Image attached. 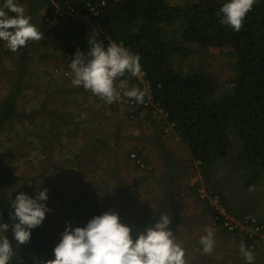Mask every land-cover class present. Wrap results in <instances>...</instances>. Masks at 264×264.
Returning <instances> with one entry per match:
<instances>
[{
	"label": "trees",
	"instance_id": "trees-1",
	"mask_svg": "<svg viewBox=\"0 0 264 264\" xmlns=\"http://www.w3.org/2000/svg\"><path fill=\"white\" fill-rule=\"evenodd\" d=\"M59 1L64 0H43L45 16L48 19L57 18L53 3ZM66 1L76 4L86 12L85 0ZM104 2L99 14L94 18L101 27V30L97 31L99 33L97 39H102L105 47L111 41H116L139 55L143 79L150 85L151 103L167 116L174 133L188 150L190 161L198 162L202 180L192 186L196 191L191 197L202 201L209 214L215 213V210L209 205L206 197L217 196L227 213L235 216L254 215L264 220L262 214H256V210H252V206L257 207L259 202H264V197L260 200L249 192L250 185H254L258 192L264 191V0H258L238 32L221 24L220 15H217L227 0L195 2L188 0L183 5H170L168 0H104ZM2 5L3 0H0V6ZM174 23H179L181 30L176 33L174 31L173 36L168 37L166 29ZM62 27L65 32L57 37L61 40L71 64L78 48L85 52L88 50L87 38L94 32L77 21H67ZM196 47L226 48L229 51L234 59L232 63L234 75L230 79L231 88L227 92L219 91L218 81L210 73L198 67H191L188 73L175 66L176 59L183 61L196 52ZM138 84L140 85L136 79L130 78V86ZM130 100L132 99L124 98L121 102L127 106ZM47 101L49 103L45 102L37 109L29 110V113L38 120L48 115L51 121L58 120L59 126H62L66 119L54 104ZM11 102L10 99L9 103L2 105L4 108L0 111V131L5 120L15 117L16 111ZM151 110L152 107L147 108L139 104L137 112L147 115ZM233 142L238 146L235 160L239 164L236 166L242 173L243 181L241 180L240 187L235 188L234 194L228 197L219 186H211L208 183L210 178L208 172H213L214 165L224 159ZM88 146L89 144L85 143L81 153L77 152L75 157L92 154L89 170L84 169V164L78 161L76 165L72 163L78 181H81L84 173L88 175L92 169L101 170L94 159L98 152L95 153L96 149H88ZM5 160L0 152V222L11 225L13 222L9 212L14 209L9 208L12 200L9 192L20 180V175L15 169L7 166ZM142 160L146 163V158ZM104 167L106 169V166ZM247 170L249 173L245 176L244 171ZM114 181L118 187L124 185L123 180L118 181V177L113 178ZM106 182L104 177L96 179V185L102 183L106 187ZM112 187L111 185L110 188ZM199 189L206 191V197L201 196ZM88 192L83 193L87 194L86 196L82 192L81 195L83 200H87L86 209L90 213H95L96 204L91 202L94 199L90 197L93 188ZM104 194L98 193L103 197ZM233 203L244 207L239 206L237 209ZM123 207L124 204L121 203L118 211L120 212ZM103 212L101 210L100 213ZM170 217L172 219L170 228L175 233L182 219L176 214ZM128 225L136 231L142 230L137 225L131 223ZM220 230L218 228L216 232L221 233ZM7 232L14 237L11 227ZM41 232L42 224L31 230L30 242L20 247V249L24 247L21 252L25 254L19 253L18 258H14L11 264H21V261L23 264H48V261L54 258L53 249L58 243ZM250 241L245 239L243 243L248 247ZM251 250L255 253L259 251L256 246Z\"/></svg>",
	"mask_w": 264,
	"mask_h": 264
},
{
	"label": "rangeland",
	"instance_id": "rangeland-1",
	"mask_svg": "<svg viewBox=\"0 0 264 264\" xmlns=\"http://www.w3.org/2000/svg\"><path fill=\"white\" fill-rule=\"evenodd\" d=\"M186 1L188 0H168V3L170 5H183ZM189 1L195 2L196 0ZM62 29L65 32L63 27ZM180 30V24L174 23L166 29L167 36L172 37L174 31L176 33ZM56 42L58 45H62L58 42V39H56ZM56 49L54 47V50ZM176 60L175 66L182 68L185 72L190 73L191 67H198L215 76L220 87V92H227L231 88L230 79L234 75L232 66L234 59L226 48L196 47V52L188 58L183 61ZM58 94L53 93L52 96L57 97L59 96ZM76 104H79L81 110L82 103L78 99ZM100 104L101 106L98 108V111L105 117H109L108 110L113 119L111 108L102 101ZM3 108L4 106L0 103V111ZM90 108L89 114L93 116L95 111L93 107ZM29 112L26 109L20 110L15 114L13 119L10 118L3 122L0 134H3V129H8L10 132L12 131V137L10 139L8 137L5 138V140H10L7 145L4 143L5 141L0 140V152L6 159L7 166L15 169L20 175V180L9 192L10 199L14 200L20 192L35 197L39 190H44L45 188L48 190V199L41 202L45 203L50 211L46 213V217L42 222L41 233L59 243L62 238L61 233L68 224H71L73 229L77 226L84 227L91 218L100 215L101 210L118 213L119 206L123 203L124 207L118 213L120 214L121 222L127 225L130 223L137 225L142 230L149 226V224L159 220L162 214H168L169 216L176 214L180 216L182 221L174 234L178 242L186 250V259L189 261V264H208L211 262L223 264L222 262L226 260L232 264L233 257L235 258V256L232 255L233 252H230V249L235 244L240 246L241 241L237 237L233 240L226 237L227 234L225 235V233L229 232L224 230L219 223L217 227L221 229V233L216 232L218 228L212 222L211 214L208 213L209 210L205 209L202 201L191 197L196 191L192 186L195 183L198 184L202 178L198 162L192 163L190 161L188 150H186L181 142L169 140L168 135L165 136L163 142H159V140L157 141L158 137L153 136L154 145L156 142L160 144L155 145L153 149L162 146L164 150L161 154H139L143 158H146V163L143 162V168H137V166H134L127 159L128 153H124L128 149L121 154H116L115 152H119L120 148L116 146L111 147L110 142L97 145L87 143L89 144L88 149H96L95 153L98 152L94 159H96V165L99 164L101 170L92 169L88 175L84 173L80 179L81 181H78V175L73 169L72 163L76 165L78 161L82 165L84 164V169L88 171L90 168L88 167L89 160L92 159L90 157L92 154H82V156H77L78 158H76V153H81L83 145H78L71 138H65L61 141L60 138L52 136V129L60 126L56 120L51 121L48 115H45L44 119L46 125L44 138L47 141L43 142V144L36 142V140L32 141L31 137L35 135H33L34 128L39 127V125L37 124L38 119L35 116H31ZM72 114L80 116L79 112L74 113L72 111ZM152 120L157 121V116L149 119V121ZM11 125H14V127L12 128ZM131 129V126L126 127L122 125L120 128H116L114 132H117L118 135H124L128 131H131ZM48 139L53 142V145ZM49 144L50 146L52 145L50 149ZM45 147L50 153L53 150L52 155L44 151ZM173 150L177 154H171L174 153ZM67 152L68 154H66ZM237 153V143L233 142L224 159L214 165L213 172H208L210 175L208 183L211 186H219L223 190V194L228 197L234 194L235 188L240 187V182L241 180L243 181L242 173L238 166H236L239 165L235 160ZM48 156H51L50 160ZM104 166H106V169H104ZM49 167L51 168L50 170H48ZM210 167L213 168V165ZM233 169H236V171ZM248 173V170L244 171L245 176ZM102 177L107 180L106 187L102 183L101 185H96V179L99 180ZM116 177H118L119 182L123 180L125 187L124 185L118 187L116 181L113 182V178ZM111 185L113 186L112 188H110ZM126 186L128 189H126ZM91 188H93V192L90 194L92 195L90 197L94 199L91 202L96 204L95 210L98 211L95 213H90L86 209L87 200H83V196L81 195V192L82 194L86 193ZM98 193L106 194L103 197L102 195L99 196ZM251 194L260 198V200L264 197V191L258 192L257 189L251 192ZM83 195L86 196L87 194ZM233 205L237 209L241 206L236 203H233ZM263 206L264 202H259L257 207L255 205L252 206V210L255 209L256 214L264 216ZM243 209L249 212L246 208ZM95 210L91 209V211ZM209 227L215 231L216 246L212 254L205 255L201 254L203 251L199 240L201 236L206 235L205 230ZM4 235L11 241L14 247L17 246L13 235L7 231ZM20 247L22 245L18 248V254H25L21 252L24 247L21 249ZM222 248L225 249L221 251ZM260 257L263 262V251H261ZM256 263L258 264V262Z\"/></svg>",
	"mask_w": 264,
	"mask_h": 264
},
{
	"label": "clouds",
	"instance_id": "clouds-1",
	"mask_svg": "<svg viewBox=\"0 0 264 264\" xmlns=\"http://www.w3.org/2000/svg\"><path fill=\"white\" fill-rule=\"evenodd\" d=\"M256 3L258 0H227L217 13L220 15V23L234 31H240L247 14ZM45 17L44 12L42 21L47 23L44 21ZM30 21L31 17L25 14V7L19 0H3V5L0 6V44L4 41L7 47L15 52L26 47L29 42L42 41L44 39L42 31ZM50 21L49 19L48 22ZM98 35V32H94L87 38L86 52L79 48L76 50L69 69V72L73 73L72 85L82 86L101 98L102 102L111 108L112 116L116 111L115 114L121 113L130 122L154 116L150 112L145 118L146 113L137 112L138 105H143L148 95V90L144 89L141 83V80L144 81V74L139 55L116 41H111L105 47L104 41L97 39ZM60 43L62 44L61 41ZM68 63L69 60L66 67ZM66 70L65 68L62 73L65 74ZM132 77L140 85L130 87L129 81ZM124 98L137 102V118L128 117L130 106L129 103L127 106L123 105L121 101ZM159 113L163 115V123L167 126L165 132H170V128L174 132L172 124L167 121V116L162 111ZM168 138L180 142L179 137L178 140H173L171 136ZM126 153L133 165L137 164L135 159L130 157L131 153L136 154L143 163V157L137 152L127 150ZM137 166L143 168L144 163L142 167ZM255 190L254 185L249 186V192ZM47 191L46 188L39 190L35 197L20 192L11 200L9 208L14 211L9 212V217L13 223L9 225L0 222V264H11L14 258H18L19 246L29 243L31 230L44 221L46 213L50 211L47 205L41 202L48 199ZM171 223V217L162 214L155 223L136 231L132 226L122 223L117 212L105 211L91 218L84 227L77 226L73 229L71 224H68L61 233V240L53 249L54 258L49 260L48 264H189L186 250L170 228ZM10 227L17 242L16 247L4 235ZM205 231L206 235L200 237L199 243L203 254L210 255L216 246L215 231L211 227ZM244 240L243 238V242ZM243 242L239 246L243 259L246 264H255L254 251Z\"/></svg>",
	"mask_w": 264,
	"mask_h": 264
},
{
	"label": "crops",
	"instance_id": "crops-1",
	"mask_svg": "<svg viewBox=\"0 0 264 264\" xmlns=\"http://www.w3.org/2000/svg\"><path fill=\"white\" fill-rule=\"evenodd\" d=\"M19 3L25 7V14L31 17L30 22L40 28L44 35V39L42 41L29 42L26 47H22L15 52L11 51L4 41H1V105L9 103L11 99V105L16 111L14 114H16L18 111L24 109L28 111L29 109H37L45 102L49 103L47 101L49 100L50 104H54L55 108L58 111L60 110L62 116L66 119L62 126L52 129V136L60 138L61 141L65 138H71L72 140H75L78 145H84L85 143H93L97 145L110 142L111 147L116 146L120 148L119 152H115L116 154H121L127 149L135 151L138 154H161L164 150L162 146L153 149L155 145L159 144L156 142L154 145L153 136L158 137L157 141L159 140V142H163L166 135L171 136L173 140H178V137L174 135L175 133L172 132L171 128L170 132H165L167 126L163 123L164 117L160 113L156 114L158 115L157 121H149L150 118L155 117L154 115L144 120L130 122L121 113L115 114L116 111L113 113V119L108 110L109 117H105L99 112L98 108L101 106L100 103L103 100L92 94L90 91L85 90L82 86H73L71 83L73 77L72 71H70L68 75L62 73L66 68V63L69 60V57L66 54L64 47L58 45L56 42V36L63 32L61 24L54 20L47 23L42 21V16L45 12L43 0H19ZM54 47L57 49L54 50ZM54 69L57 71L54 72ZM53 93H59V96L53 97ZM77 99L82 103L81 110L79 104H76ZM90 107H93L95 111L93 116L89 114L91 111ZM72 111L74 113L79 112L80 116H75L72 114ZM40 118L41 119L37 121L39 127L35 126L36 128H34L33 131V135H35L31 138L32 141L36 140V142L43 144V142L47 141V139L44 138L46 125L44 123L45 117L42 116ZM56 122L60 125L58 120H56ZM122 125H125L126 127L131 126V131H128L124 135H118L117 132H114L116 128H120ZM11 127L13 128L14 125H11ZM3 130V134H0V140L5 141L4 143L7 145L10 141H8V139L12 137V131L10 132L8 129ZM148 136L149 138H147ZM6 137H8L7 140H5ZM48 140L51 141L50 139ZM52 143L53 142L51 141V144ZM52 145L50 146L49 144V149ZM44 151H47V153L51 155L53 152V150H51L50 153L46 147ZM173 152L174 153L171 154H177L174 150ZM66 154H68V152ZM124 154H126V152ZM48 157L50 160L51 156ZM50 169L51 168L49 167L48 170ZM215 225L217 224L215 223ZM226 237L230 240L237 237L243 242L241 234H228ZM224 249L225 248H222L221 251ZM258 250V252H254L255 261L261 263L262 259H260L259 256L261 251L264 252V249ZM230 252H233L232 255L235 256V258L233 257L232 264H246V261L243 259L239 251L238 245L235 244L232 246ZM214 263L215 262H211L208 264ZM222 263L230 264L227 260Z\"/></svg>",
	"mask_w": 264,
	"mask_h": 264
},
{
	"label": "built area",
	"instance_id": "built-area-1",
	"mask_svg": "<svg viewBox=\"0 0 264 264\" xmlns=\"http://www.w3.org/2000/svg\"><path fill=\"white\" fill-rule=\"evenodd\" d=\"M84 7L86 12L76 4L70 3L66 0L53 3L54 12L56 14L55 22L61 25H65L67 21H77L92 29L93 32L101 30V27L97 24L94 18L99 14V9L105 4L104 0H95L91 2L89 0L84 1ZM45 22H48L47 17L44 18ZM61 40L58 39V42ZM65 74H68L70 63L67 64ZM141 83L148 90V95L145 97L143 106L152 107L151 114L156 115L161 112V109L151 103V89L150 85L144 80ZM130 108L128 109V117L135 119L137 102L135 100L129 101ZM142 118L141 115H139ZM130 157L135 159V163L139 166H143V163L136 154L131 153ZM202 197H206V191L204 189L199 190ZM208 198L209 205L215 210L214 219L220 224V226L227 232L241 234L244 239H250L248 248L253 249L255 246L258 249H264V220L254 215H243L236 217L227 213L221 204L217 196L206 197Z\"/></svg>",
	"mask_w": 264,
	"mask_h": 264
},
{
	"label": "bare ground",
	"instance_id": "bare-ground-1",
	"mask_svg": "<svg viewBox=\"0 0 264 264\" xmlns=\"http://www.w3.org/2000/svg\"><path fill=\"white\" fill-rule=\"evenodd\" d=\"M212 212H213V211H212ZM210 214H211V220L217 224L218 222L214 219V212H213V213H210ZM234 216H235V215H234ZM241 216H243V215L236 216V217H241Z\"/></svg>",
	"mask_w": 264,
	"mask_h": 264
}]
</instances>
